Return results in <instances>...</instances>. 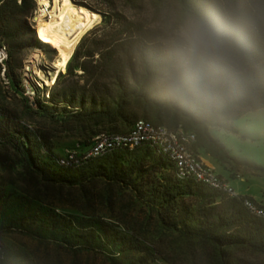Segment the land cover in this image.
<instances>
[{
    "label": "trees",
    "instance_id": "trees-1",
    "mask_svg": "<svg viewBox=\"0 0 264 264\" xmlns=\"http://www.w3.org/2000/svg\"><path fill=\"white\" fill-rule=\"evenodd\" d=\"M73 2L102 20L82 37L65 72H59L47 89L48 97L44 93L41 98L24 96L20 74L26 49L48 48L56 55L51 43L28 36L26 21L35 3L7 0L0 8V47L8 52L3 80L25 101L30 114L54 124L97 129L92 133L95 138L127 134L140 120L182 130L196 136L191 146L196 156L206 155L219 165L230 161L264 176V166L233 157L221 139L238 133L234 123L243 115L264 109V40L252 42L248 60L230 87L193 103L177 98L162 82L165 40L143 15L150 3L158 17L165 15L170 0ZM177 2L183 18L211 0ZM93 143L58 156L45 133L0 106V146L17 151L46 189L79 190L83 199L82 206L61 208L67 211L63 212L38 196L1 201L0 194V236H30L47 245L102 256L110 264H172L151 238L128 226L124 220L128 212L154 220L161 231L173 235L180 254L191 262H196L199 249L209 247L217 264H264V219L244 201L264 208L261 203L248 196H228L191 175L182 176L176 162L149 142L86 158ZM99 206L109 214H101ZM0 264L34 263L25 252L0 244Z\"/></svg>",
    "mask_w": 264,
    "mask_h": 264
},
{
    "label": "rangeland",
    "instance_id": "rangeland-1",
    "mask_svg": "<svg viewBox=\"0 0 264 264\" xmlns=\"http://www.w3.org/2000/svg\"><path fill=\"white\" fill-rule=\"evenodd\" d=\"M70 1L77 6L73 0ZM84 2L95 4L94 0H84ZM170 2L171 7L161 17L155 14L151 3L146 5L143 10V15L153 23L152 27L156 34L165 41L168 39L173 28L182 19L180 14H178L177 0H170ZM34 3L35 7L26 21V30L30 38H35V40L41 42L39 40L40 36L37 33L39 22L35 20L38 17V4L35 1ZM119 4L123 5L122 2ZM90 12L93 15H98L99 18H97L88 31L99 25L102 20L99 14ZM127 14L129 16L133 15L128 10ZM50 46L55 50L56 55H53L48 48L33 47L26 49L21 56L22 69L20 70V74L22 88L24 96L28 98H36L37 95L41 98L44 93L48 97L47 89L54 84L59 72H65L66 70L67 62L65 63V56L53 43ZM76 47L72 50V54ZM3 78L0 72V106L12 112L29 128L45 133L50 139L55 154L65 156L71 151H76L75 148L78 146L82 148L90 146L95 140V136L92 133L97 129L54 124L37 115L35 116V114H30L26 108L25 101L10 91ZM234 125L238 133H228L221 138L225 146L231 151L230 154L233 157L249 160L264 166V109L246 113L235 121ZM0 157V194L3 196L1 201L11 200L13 196L16 197L17 195L28 199L31 196H38L43 198L44 202L53 205L54 208H58L59 210L74 206L75 204L78 207L82 206L83 199L79 190L64 189L61 192L57 189H46L43 187L41 182L31 175L25 166L23 157L17 151L9 147L4 148L0 146ZM211 168L224 180L230 182L232 187L238 192L242 194H246L247 192L252 193L260 198L261 200L259 201L264 206V176H258L255 172L249 171V169L238 166L230 161L228 163H221V165L214 164ZM128 200L129 198L126 197L123 200V205ZM65 210L63 212H67ZM98 210L103 215L109 214L102 206H99ZM124 220L128 223V226H134L142 234L151 238L161 251L168 254L166 257H168L172 264H217L216 254L209 247L199 249L196 262H191L190 259L180 254L178 249L179 243L176 242L175 237L161 231L154 220H146L144 215L126 212ZM0 244L9 245L25 252L34 264H110L102 256L88 252L77 253L59 248L53 244L47 245L30 236L17 233L0 236ZM243 255L248 259H255L250 255Z\"/></svg>",
    "mask_w": 264,
    "mask_h": 264
},
{
    "label": "clouds",
    "instance_id": "clouds-1",
    "mask_svg": "<svg viewBox=\"0 0 264 264\" xmlns=\"http://www.w3.org/2000/svg\"><path fill=\"white\" fill-rule=\"evenodd\" d=\"M264 40V0H211L188 12L165 41V87L177 98L202 102L226 90Z\"/></svg>",
    "mask_w": 264,
    "mask_h": 264
},
{
    "label": "built area",
    "instance_id": "built-area-1",
    "mask_svg": "<svg viewBox=\"0 0 264 264\" xmlns=\"http://www.w3.org/2000/svg\"><path fill=\"white\" fill-rule=\"evenodd\" d=\"M6 1L0 0V8ZM18 1L21 2V0ZM34 1L38 4L37 14L39 15L43 12V8L39 5V0ZM7 60V49L0 47V70L3 77L6 72ZM195 140L196 136L193 133H184L182 130L172 131L165 126H157L140 120L127 134H101L96 137L85 157H99L112 149L134 148L144 142H149L176 162L182 176L191 175L198 181L206 183L228 196L237 197V192L229 182L220 177L214 169L193 153L191 146ZM244 204L255 216L264 219L263 207L249 199H246Z\"/></svg>",
    "mask_w": 264,
    "mask_h": 264
},
{
    "label": "bare ground",
    "instance_id": "bare-ground-1",
    "mask_svg": "<svg viewBox=\"0 0 264 264\" xmlns=\"http://www.w3.org/2000/svg\"><path fill=\"white\" fill-rule=\"evenodd\" d=\"M43 12L38 15L37 33L42 40L53 43L65 56V63L82 37L99 18L70 0H39Z\"/></svg>",
    "mask_w": 264,
    "mask_h": 264
},
{
    "label": "crops",
    "instance_id": "crops-1",
    "mask_svg": "<svg viewBox=\"0 0 264 264\" xmlns=\"http://www.w3.org/2000/svg\"><path fill=\"white\" fill-rule=\"evenodd\" d=\"M200 158L208 165V166H210V167H213V165H214V163L211 161V159L208 157V156H206V155H201L200 156ZM229 184H230V182H229ZM231 185V184H230ZM232 186V185H231ZM233 189L237 192V194L238 195H240V196H248V197H252L254 200H256L257 202L259 201V200H261L260 198H258L257 196H255V195H253L252 193H246V194H242V193H240V192H238L234 187H233ZM259 203H261V204H263L261 201H259Z\"/></svg>",
    "mask_w": 264,
    "mask_h": 264
},
{
    "label": "water",
    "instance_id": "water-1",
    "mask_svg": "<svg viewBox=\"0 0 264 264\" xmlns=\"http://www.w3.org/2000/svg\"><path fill=\"white\" fill-rule=\"evenodd\" d=\"M35 20L37 21V20H38V18H35Z\"/></svg>",
    "mask_w": 264,
    "mask_h": 264
}]
</instances>
